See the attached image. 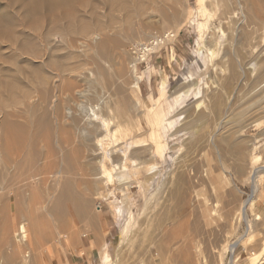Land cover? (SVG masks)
Wrapping results in <instances>:
<instances>
[{
	"label": "bare ground",
	"instance_id": "bare-ground-1",
	"mask_svg": "<svg viewBox=\"0 0 264 264\" xmlns=\"http://www.w3.org/2000/svg\"><path fill=\"white\" fill-rule=\"evenodd\" d=\"M186 1L24 0L19 11L28 34L17 33L14 22L12 27L5 22L7 19L0 18V44L9 50L2 63L4 69L0 70V264H50L46 262V245L59 240L67 217L73 215L85 225L81 234H91L99 241L103 232L98 228L101 202L95 206L93 200L118 202L120 196L121 203H131L129 188L146 184L156 173L152 161L158 147L152 152L151 144L142 137L139 100L137 95L131 99L128 94L139 91V79L134 74L141 55L158 49L176 35L174 29L166 31L165 23L173 22L169 26L176 28L187 21ZM197 2L202 12L218 11L216 20L227 32L228 46L217 64L222 74L220 89L236 94L247 86L250 92L249 99L236 106L235 117L223 120L222 132L216 134L214 130L213 135L210 131L216 140H212L214 149H236L239 153L252 143L242 135L244 129L256 127L258 137L264 134V0ZM151 11L163 18L161 23L167 27L164 34H154L152 28L141 23V17ZM129 27L134 28L131 34ZM134 39L145 41L139 40L129 48L127 44ZM212 42L208 38L209 51ZM185 83L174 93L176 98L186 95L188 85H193L189 79ZM219 98L209 101L212 114L220 115L226 107L225 100ZM203 112L187 114L179 130L190 135L186 143L189 151L209 138L197 131V124L209 117V112ZM196 132L201 135L198 139L193 136ZM127 163L137 165L136 175L147 172L143 180H127ZM207 170L206 174H211L212 169ZM262 173L264 166L249 173L252 193L264 182ZM184 174L182 169L178 173L183 184ZM253 198L251 194L242 207L225 213L230 222L242 220L246 225L245 206H251ZM195 204L202 222L212 221L214 209L206 201ZM249 234L240 235L226 251L231 254L237 244L249 241ZM101 254V264H111L108 251L102 250ZM252 254L246 260L248 264L264 263V245L260 256Z\"/></svg>",
	"mask_w": 264,
	"mask_h": 264
},
{
	"label": "rangeland",
	"instance_id": "rangeland-1",
	"mask_svg": "<svg viewBox=\"0 0 264 264\" xmlns=\"http://www.w3.org/2000/svg\"><path fill=\"white\" fill-rule=\"evenodd\" d=\"M13 1L0 0V16L3 15L0 18L3 21H5L4 18L7 19L5 22H9L12 27L14 22L13 29L17 33L26 34V23L23 19H20L22 13L19 11V4L24 0H19L17 3ZM170 3L169 6L172 4ZM15 4L16 6H14ZM185 4L186 10L189 11V15L187 14L189 19L187 17L185 24L176 28H174L175 25H171L173 22H167L165 23L168 24L166 30V25L161 23L163 18L161 19L156 11H151L152 14L147 13L148 15L141 17V23L148 25L150 29L152 28L154 34H164L166 31L173 29L176 31V35L172 40L165 41L158 49L147 52L145 56L141 55L142 59L137 64L134 74L139 79V91H137V94L130 92L128 94L131 99H134L137 95L136 98L139 100L138 120L144 127L142 137L151 144L152 152L158 147L157 150L159 151L157 152L159 154L156 153L152 161L156 173H152L149 178H152V180L148 179L146 184H135L136 187L132 185L129 188L131 203L130 201H128V204L121 203L120 196H118V202H113V199L106 202L98 199L93 200L95 206L97 202H101V212L99 214L101 219L98 223L100 232L103 231L100 226L103 217L107 219L108 226L104 227L103 234L99 232L101 234H99V241L95 239L96 244L93 243L92 245L94 254H92L87 264H101L102 250L108 251L111 264H229L231 262L232 264H248L246 260L252 253L260 256L264 245V182L257 186L256 192L252 193L249 173L253 169L264 166V134L258 137L259 128L248 127L244 129L242 135L251 139L252 143H249L247 147H243L239 153L234 151L236 149L225 150L223 147H219L223 150L214 149L215 147L212 144L214 141L216 143V140L214 139L215 136L212 137V134L222 132L224 119L227 120L228 116H231L230 118L235 117L236 106L248 100L250 92L247 86L236 93L238 96L228 94L220 89L222 74L218 72L217 64H219V59H221L223 51L228 46V36H226L225 27L216 20L218 11L202 12L197 0H187ZM166 11L165 13L169 12ZM42 17L41 19L44 20V16ZM169 23H171L170 26ZM132 29L134 28H128L129 34L132 33ZM210 37L213 41L211 51L208 50L209 45L207 44ZM139 40L145 41L134 39L127 45L130 48V44H136ZM6 48L7 46L0 44V70L4 69L2 63L8 56L9 50ZM164 79H166V82L162 84ZM188 79L189 84L193 85H188L189 91L186 95L179 99L176 98L174 93L182 86H186L187 83L185 82ZM244 90L246 92H243ZM220 91H223V93ZM214 96L220 97L218 100H225V103L222 102L223 105L226 104L224 105L226 106L224 107L225 111L222 109L220 115L215 114V112L212 114L209 109L211 98H214V101L217 99ZM200 102H202L201 105L197 107L196 105ZM203 111L205 113L209 112L208 116L210 118L208 117L206 121L205 119L201 120V125L197 124V126H200L197 127V129L200 128L197 131H200V133L203 131L205 135L207 134L206 138L209 136L210 139L203 140L204 145H202L204 148L207 146L206 149L202 147V142H200V146L194 147V151H189L186 143L190 135L185 130H179L182 128L183 122L187 120L189 116L187 114L192 112L199 115ZM194 114L190 115L194 116ZM202 121L205 123L203 124ZM214 130L216 131L214 132ZM197 133L193 134L195 139L201 136H198ZM208 140L209 143L206 142ZM212 140L214 141L212 142ZM201 147L203 150H201ZM187 151L190 153H187ZM218 154H221L222 159H219ZM127 164L129 171L127 180L133 182L143 180L147 172L144 171L145 173L142 172V175H136L134 170L137 165L135 167L133 164V166L130 163ZM208 168L212 169V172L215 171L214 174L212 172L211 174L208 172L210 175L206 174ZM181 169L183 174L185 173L184 184L180 182L178 176ZM215 174L222 177L218 178ZM262 174L264 175V173ZM215 177L217 178L215 179ZM198 178L200 182H198ZM191 181L196 183H191ZM185 185L190 187L187 188ZM218 186L220 187L218 188ZM228 193L229 195H227ZM230 194L233 195V198ZM251 194L255 198H253L251 206H245V215L248 221L246 225L242 220L230 222L227 218L228 215L226 216L225 213L227 214L229 211L232 213L235 209L242 207ZM193 200L195 203L200 200L201 202L206 201L209 207L214 209L212 221L206 223L207 225L199 218V212H196L198 207ZM227 203L232 206L228 208ZM94 204L92 202V205ZM76 219L78 218L74 215L71 218L67 217L59 232V240H56L57 242L53 240L51 244L46 245L49 251L46 254L47 263L67 264L69 242L75 241V238L77 241L85 228L83 222ZM247 224L249 228L246 227ZM246 231H250L249 241L237 244L233 252L228 253L226 247L240 235L247 233ZM52 245L55 246L54 249ZM52 252L56 253L55 258H53L54 254Z\"/></svg>",
	"mask_w": 264,
	"mask_h": 264
},
{
	"label": "crops",
	"instance_id": "crops-1",
	"mask_svg": "<svg viewBox=\"0 0 264 264\" xmlns=\"http://www.w3.org/2000/svg\"><path fill=\"white\" fill-rule=\"evenodd\" d=\"M101 229L108 226V221L103 217ZM79 240V241H78ZM95 238L91 234H82L79 239L70 241L68 246L67 264H87L94 254L93 243L96 244ZM79 242V243H78Z\"/></svg>",
	"mask_w": 264,
	"mask_h": 264
}]
</instances>
